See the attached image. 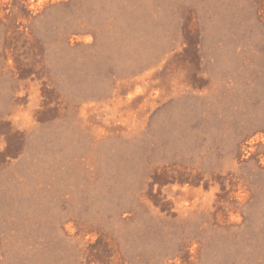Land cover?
Segmentation results:
<instances>
[{"label": "rangeland", "instance_id": "rangeland-1", "mask_svg": "<svg viewBox=\"0 0 264 264\" xmlns=\"http://www.w3.org/2000/svg\"><path fill=\"white\" fill-rule=\"evenodd\" d=\"M0 264H264V0H0Z\"/></svg>", "mask_w": 264, "mask_h": 264}]
</instances>
